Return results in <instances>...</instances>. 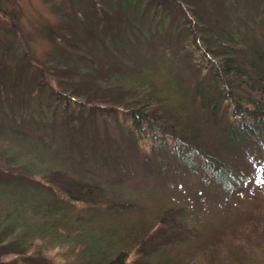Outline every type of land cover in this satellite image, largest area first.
Returning a JSON list of instances; mask_svg holds the SVG:
<instances>
[{"label": "rangeland", "instance_id": "1", "mask_svg": "<svg viewBox=\"0 0 264 264\" xmlns=\"http://www.w3.org/2000/svg\"><path fill=\"white\" fill-rule=\"evenodd\" d=\"M262 15L264 0H0V264H264V205L245 202L264 200V171L253 176L264 149H224L201 103L209 38L192 28L232 42L234 26L255 43ZM139 79L156 93L155 121L221 155L234 188L158 143L146 161L115 143L96 114ZM93 136L110 146L92 148Z\"/></svg>", "mask_w": 264, "mask_h": 264}, {"label": "trees", "instance_id": "2", "mask_svg": "<svg viewBox=\"0 0 264 264\" xmlns=\"http://www.w3.org/2000/svg\"><path fill=\"white\" fill-rule=\"evenodd\" d=\"M250 27L251 30L255 29L254 25ZM260 27L262 30L258 32L259 35L253 38H257V42H247V44L238 36L234 26H232V42L217 41L210 36L209 28L202 23L196 22L192 27L197 36L209 38L207 43L210 44L197 56L199 60L197 68L200 67L198 71L208 81L206 88L209 94L204 96L201 103L207 108L210 116L222 126L224 149H234L238 155H248L251 149L253 151L264 149V25ZM241 28V32L245 31L244 27ZM185 41L192 52H198L189 35ZM138 81L142 88H136L134 95L130 98H122L117 104L102 106L99 114H96L101 122L109 120L112 123L113 130L117 131V135L113 136L117 140L115 143L122 144L125 150L143 161L147 158V148H145L147 144L153 147L158 143L159 147H167L168 152L177 160L185 163L196 162L200 173L208 175L214 183L218 181L223 183L222 188H234L236 183L231 178V167L221 155L217 156L202 149L184 136L167 133L155 121L152 116L154 111L152 100L157 98L156 93L145 90L147 81L144 79ZM210 92L214 96L211 94L210 97ZM59 96L51 104L53 110L60 104ZM62 102L64 103L62 117L68 118L71 106L65 99ZM87 111L90 112L89 108H84L83 113ZM106 140L110 141L108 138ZM88 142L92 148L102 149L99 144L105 145V142L100 141L99 136H93ZM111 143L114 144V141L112 140ZM105 146L108 148L110 145ZM249 157L251 158L249 162L254 167L256 161ZM262 163L256 167L253 176L262 174L264 161ZM245 202L246 207L251 210H257L264 205L262 197L248 198ZM207 229L215 234L217 227L215 225ZM126 261L127 256L121 254L108 264H126Z\"/></svg>", "mask_w": 264, "mask_h": 264}]
</instances>
